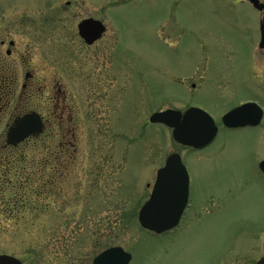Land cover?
<instances>
[{"label":"rangeland","instance_id":"1","mask_svg":"<svg viewBox=\"0 0 264 264\" xmlns=\"http://www.w3.org/2000/svg\"><path fill=\"white\" fill-rule=\"evenodd\" d=\"M87 14L106 28L90 47L75 33ZM259 19L245 0H0V36L27 51L43 83L65 86L81 120L65 175L1 181L4 200L19 203L2 207L0 198V254L25 264H92L112 246L130 252V264H253L263 255L264 177L253 166L264 157L263 129L223 130L193 151L148 120L190 106L219 119L254 98L248 70L264 63ZM61 44L83 63L65 67ZM174 152L190 200L180 227L156 237L138 226L137 212Z\"/></svg>","mask_w":264,"mask_h":264},{"label":"flooded vegetation","instance_id":"2","mask_svg":"<svg viewBox=\"0 0 264 264\" xmlns=\"http://www.w3.org/2000/svg\"><path fill=\"white\" fill-rule=\"evenodd\" d=\"M260 1L264 3V0ZM66 4L69 5L70 1H67ZM258 14L260 16V36L261 29L264 31V20L261 13L259 12ZM77 16H79L77 13L73 14L74 18ZM86 19L99 20L96 16L94 17L91 14H87L86 17H82L79 20L77 27ZM105 32L106 29L98 39L88 43L79 35L78 28L75 30L77 35L76 37H78L77 39H79L83 45H87L88 47L101 40L104 37L103 34ZM50 46L53 47L52 45H49L48 47L50 49ZM257 46L259 49H264V46ZM82 47L84 46L81 45V48ZM60 49L63 51V55H66L60 58V60L64 62L65 67L69 66V64L73 61L75 64L83 63L81 61L82 58L78 55L74 58V52L70 50L69 45L61 44ZM112 62L114 66V61ZM255 63V60L251 61L248 75L250 80L252 79L253 84H251V87L256 88L257 95L254 96V98L246 100L242 99L241 101L227 107V109H223L224 111L222 110V112L219 113V119L213 117L214 123L217 127L216 136L223 130L230 132H245L263 129L264 131V63H261L260 68L255 66ZM31 68L30 56H27V51L18 50L14 40L4 38L1 35L0 198L2 201V207L10 208V206H6L5 203L8 205V203L11 202V206L13 207L17 206L19 203L17 201L16 204L14 200H4L5 192L7 191V189L3 188L1 185V181L4 177L17 174L20 178L24 177L25 180H35V178H39V180L46 181L45 183L47 184L52 180H58L61 176H63L62 174L65 175L67 165L71 164L68 160L76 161L78 155L76 141L78 138L77 133L79 132L78 126L81 120L79 117L75 118L74 116L75 112L73 109L75 106L72 107L67 104L65 86H62L59 83H54L51 86L46 85L43 83L46 81V78L41 80L37 77L36 72L30 70ZM116 77H118V74ZM191 86L193 87L194 84L192 83ZM239 107L243 108L240 112V117L236 121H227L226 123L223 120L225 115ZM28 116L37 118L39 122L38 124H35L37 132L31 133L24 140L15 145L9 143V134L17 127V122ZM25 149H30V163H27V165L25 163L20 165L19 162L21 161L19 159L24 160L27 159L25 157L28 156L26 155ZM255 161L253 162V166L256 168V172L264 177V172L260 168V163L264 161V157H261L256 164H254ZM8 179L11 180L10 178ZM4 180H6V178ZM187 207L188 205H186L178 224L174 228L175 230L180 227L182 220H184ZM263 233L264 227L259 230L256 236L260 237ZM263 256L264 254L260 257ZM18 259L22 262V264H25L23 259ZM257 260L253 261V264H255Z\"/></svg>","mask_w":264,"mask_h":264},{"label":"water","instance_id":"3","mask_svg":"<svg viewBox=\"0 0 264 264\" xmlns=\"http://www.w3.org/2000/svg\"><path fill=\"white\" fill-rule=\"evenodd\" d=\"M257 10L262 11L264 19V4L259 0H248ZM79 34L88 43L97 39L104 26L97 20H84L79 24ZM260 46H264V31H261ZM244 108V106H243ZM242 107L236 108L225 115L223 120L236 121L240 117ZM151 123H161L172 129V137L181 145L200 149L214 140L217 127L212 117L197 107L188 108L181 113L173 109H166L151 113ZM30 124V126H29ZM36 120L25 117L10 134V143L21 141L29 133L37 132ZM264 172V161L260 163ZM188 172L178 153L167 156L164 165L156 171V178L149 198L140 207L137 215L140 226L144 229L163 234L172 230L178 224L188 201ZM131 254L120 246L109 247L97 254L92 264H129ZM0 264H21L19 260L8 255H0ZM256 264H264L262 257Z\"/></svg>","mask_w":264,"mask_h":264},{"label":"trees","instance_id":"4","mask_svg":"<svg viewBox=\"0 0 264 264\" xmlns=\"http://www.w3.org/2000/svg\"><path fill=\"white\" fill-rule=\"evenodd\" d=\"M29 181V180H28ZM25 184H22V185H20V186H18L19 188H21V187H23ZM43 188H45V186L43 187ZM36 191H38V190H35V193H38V192H36Z\"/></svg>","mask_w":264,"mask_h":264}]
</instances>
